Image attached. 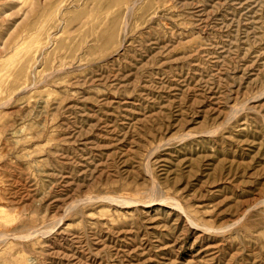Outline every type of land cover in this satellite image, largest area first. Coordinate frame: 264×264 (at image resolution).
I'll list each match as a JSON object with an SVG mask.
<instances>
[{
    "label": "rangeland",
    "instance_id": "1",
    "mask_svg": "<svg viewBox=\"0 0 264 264\" xmlns=\"http://www.w3.org/2000/svg\"><path fill=\"white\" fill-rule=\"evenodd\" d=\"M0 264H264V0H0Z\"/></svg>",
    "mask_w": 264,
    "mask_h": 264
}]
</instances>
